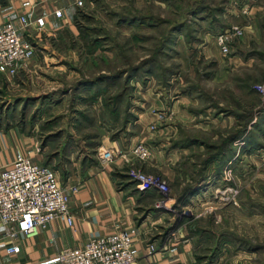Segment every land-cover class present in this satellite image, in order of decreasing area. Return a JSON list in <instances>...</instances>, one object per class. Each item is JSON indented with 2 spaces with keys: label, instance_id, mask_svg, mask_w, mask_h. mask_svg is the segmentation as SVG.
Returning a JSON list of instances; mask_svg holds the SVG:
<instances>
[{
  "label": "crops",
  "instance_id": "crops-1",
  "mask_svg": "<svg viewBox=\"0 0 264 264\" xmlns=\"http://www.w3.org/2000/svg\"><path fill=\"white\" fill-rule=\"evenodd\" d=\"M74 1L0 0V25L5 21L14 22L21 37L30 41L35 48L34 57L20 64L17 74L47 68L49 65L62 72L69 61L72 62L70 64H76L81 60L80 48L50 46L48 41H79L77 23L82 25L84 20L78 16L79 13L87 16L84 21H97L99 5H114L117 0H82V7L75 6ZM121 1L119 6L125 7L127 0ZM145 1L148 4L170 6L166 0ZM252 1L230 0L226 11L215 16V19H205L203 15L187 17L186 22L189 23L190 20L196 27L184 25L174 31L165 52L177 48L179 52H194L205 59L213 58L210 66L213 65L214 73L208 80L213 84L223 81L235 67H250L256 62L254 57H242L231 49V45L228 55L220 53L214 40L216 32L213 30L219 26L213 20L220 21L226 27L233 24L230 20L234 17L247 15L254 22L256 18L252 17V13L258 7ZM142 2L143 0L131 1L135 6ZM236 7H243L245 15ZM57 9L62 11L61 17L55 16ZM114 15L120 26H137L134 23L138 21L135 20L136 14L114 11ZM20 17H25L26 22H21ZM38 17H43L45 21L41 28L35 23ZM138 25L144 24L139 20ZM244 28L245 34L249 32L250 35L258 36L259 29L255 24H248ZM179 64L182 66L181 62ZM71 69L78 71L73 66ZM1 76L5 75L0 73ZM175 80L179 81V78L173 77L165 85L156 86L154 79L142 81L132 78L131 84L138 95L133 100L129 94L121 96L120 105L115 110L113 106L104 104L103 95L99 94L91 99L96 83L89 84L85 94L79 93L77 97L89 101L91 115L78 131L72 126L63 128L62 133H58L60 127L55 131L53 128L43 131L44 127L40 129L37 123L28 125L25 120L22 123L4 124L0 121V169L9 165L17 154H22L36 163L53 166L59 184L65 191L69 192L70 187L77 188L76 192L69 193L68 210L72 225L69 226L65 219L56 218L45 226L37 227L33 235L14 241L20 247L18 253L6 252V247L13 241L3 236L0 224V264H59L57 253L60 249L81 247L93 237L108 235L121 229L133 230L132 240L138 251L137 264H264V241L261 238V230L264 229V174L258 175L261 184L259 190H256L258 193H254V198L259 200L258 205H252L253 191L249 184H244L242 191L244 198L248 199L247 203L245 200L234 203L227 190L231 178L223 174V171L225 167L235 168L237 147L232 144L228 146L224 142L223 152L219 153L224 155L211 156L203 164L193 160L196 157L191 152L195 150V141L192 140H197L199 147H203L204 141L200 137L189 136L190 138H186L191 140L189 144L184 141V137L179 138L180 134L186 133L212 134L215 127L235 130L237 118L234 114L223 115L210 111V108L203 113L204 109L200 105L203 98L199 90L193 86L189 88L186 80L179 85ZM8 81L4 85L6 88L13 86ZM28 82L21 81L16 86L27 87ZM65 91L69 90L62 91L66 95ZM161 111L168 115L157 123L156 130L151 131L149 124L155 120L156 113ZM254 127L261 135L256 144L257 150L262 152L264 118ZM216 136L217 134L213 135L214 138ZM140 142L150 151L147 160H139L130 153ZM252 144L250 133L247 142L244 136L243 144L240 145H244L246 153L251 150ZM105 150L112 153V160L107 163L100 159V154ZM130 167L159 174L169 182H174L176 187H182L181 191L185 187L192 191L185 197L184 204L195 207L194 236L181 225L174 227L175 194L170 195L164 206H158L160 193L155 188L139 189L126 174ZM250 178L252 177L245 175L240 180ZM251 216L259 218L255 219L259 226L258 235L252 232ZM150 245L154 250L148 252ZM199 246L205 251L211 248L214 251L211 254L198 253Z\"/></svg>",
  "mask_w": 264,
  "mask_h": 264
},
{
  "label": "rangeland",
  "instance_id": "rangeland-1",
  "mask_svg": "<svg viewBox=\"0 0 264 264\" xmlns=\"http://www.w3.org/2000/svg\"><path fill=\"white\" fill-rule=\"evenodd\" d=\"M131 1L133 2V0H127V5L122 8L119 6L122 2L121 0L114 2V5L100 4L97 9V21L83 20L81 23V32L87 33L86 36H82L86 39L81 38L79 41H66V43H57L51 39L48 41V45L50 46H64L65 49H72L73 47L80 48L79 56L81 60L79 59L76 64H70L72 62L69 61L64 71L59 72L61 70L52 69L49 65L47 68L42 67L32 72H19L18 74L16 72L13 77H8L9 81L5 76H1V123H22V121L25 120L28 125L32 126L34 123H37L40 129L44 127L45 130L43 131L51 128L55 131L54 129L60 127V130L56 131L62 133L63 128L65 129L66 127L72 126L78 131L80 130L79 128L85 125L91 113L89 111V101H84V99L77 97L79 93L85 94L89 84L81 83L76 87L77 81L84 79L95 81L98 75H106L108 77L105 78V82L94 86L95 91H103L104 93L101 95L108 100L110 97L117 95V93L124 88V91L131 95V100H133L138 94L132 86L131 80L129 83L124 82L126 74L128 73L120 77L114 75L119 74L122 69L132 67V65L142 62V59L147 57L151 58L153 56L156 58L154 64H149L135 72L133 80L140 79L142 81H147L148 79H154L156 86L158 84L165 85L166 81L171 78L173 79V77L179 78V81L175 80V83L178 85L186 80L189 82V88L193 86V88H197L202 94L201 96L203 99L200 101V105L204 109L203 113L210 108V111L220 112L223 115L228 113L235 115L237 118L235 130L215 127L212 130V134L199 135L186 133L180 134L179 138L184 137V141L189 142V144L191 140L186 138L193 136L200 137L199 139L204 141L205 144L203 147H199L197 140H192L195 141V150L191 152L194 153V157H196L192 159L203 162V164L206 163L209 157L222 154L219 153L223 152L222 148H224V142H226L227 145L232 144L235 148L237 147L235 168L225 167L226 169L224 168L223 171V174L225 173L226 176L229 175L231 178V182L228 183L229 185L227 186V190L230 193V200L237 204L241 200H245L247 203L248 199L244 198L245 195L242 191L244 190V184H249L253 191L251 192L253 196V198H251L252 205H258L259 200L258 198H254V193H258L256 190H259L261 184L258 175L264 174V161H261L262 159L264 160V150L262 152L257 150L258 144H256V141H260L261 135L256 132L257 130H255L254 125L260 123L264 118V96L259 91H256L254 87L264 85L263 0H253L251 2L258 7H255L252 13V17L255 16L256 18L254 22L251 21V19H253L251 16L244 14L246 11H244L245 9L243 7L241 9H239L240 7L236 8L238 11L242 10L243 15L246 17L236 16L230 20L233 22V24L230 23V25L240 26L244 30L243 35L231 43V49L242 57L245 55L253 56L256 62L250 67H235L234 70L229 71V74L218 84H213L211 81H208L214 73L213 65L210 66L213 58L205 59L203 56L198 55V53L195 54L194 52H191V54H189L188 51L185 53L179 52L177 48H173L174 51L167 50L168 52L164 53L161 43L164 32L166 31V26L154 25L157 23V21H155L157 18H176L169 12L173 9L171 5H178L179 7L186 8L187 4H192L194 0H167L172 2L169 7H165V5L161 6L156 3L148 4L145 0L135 6ZM229 1L230 0H204L201 2L203 7H205L201 15H203L205 19H213L217 15L220 16L226 11ZM114 11L124 12L125 14L151 16L154 19H151L149 22L143 21L144 25L140 26L138 25L139 21L134 22L137 26H133V28L123 27L117 24V17L114 15ZM213 21L215 22L214 24L219 26L213 29L217 34L222 30L225 24L221 25V22L218 20ZM192 24L193 23L189 20L188 27H191ZM248 24H255L259 29L258 36H253V34L250 35L249 32L245 34L244 26H248ZM192 27H196V25H192ZM190 33L189 31V38ZM88 40H91V44L87 43ZM87 51H92V53L88 55ZM180 62L182 66H180V64L178 65ZM72 66L78 68V71L75 72L72 70ZM146 69H149V71H146ZM27 80L29 81L27 87L21 85L16 86L20 84L21 81L25 82ZM7 81L13 83V86L6 88L4 85L5 83L7 85ZM66 89L69 91L65 95L62 91ZM36 94L38 95L37 97ZM250 133L253 144L251 145V150L244 153V145L240 144H243L244 136L247 142ZM214 134H217L216 138L213 137ZM185 145H187V143H185ZM214 146H218L219 148H210ZM226 148L225 152L227 150ZM201 154L203 155L202 157L200 156ZM50 167L53 168V170L55 169L51 165ZM134 169L139 168L134 167ZM141 171L160 178L167 185V193L164 195L160 193L157 199V205L161 206L162 204L160 203L167 201L172 194H175V197H179L182 187H176L174 182H169L159 174L144 170ZM245 175L251 176L252 178L241 181L240 179ZM194 208L193 206L178 202L174 205L175 214H173L176 217L174 227L181 225L188 229V232L193 236L196 233ZM251 219L252 232L258 235L259 226L256 225L257 222L255 219L259 218L251 216ZM261 235L264 241V229L261 230ZM241 246L245 247L243 245ZM213 251L214 248L205 251L199 246L197 252L211 254Z\"/></svg>",
  "mask_w": 264,
  "mask_h": 264
},
{
  "label": "built area",
  "instance_id": "built-area-1",
  "mask_svg": "<svg viewBox=\"0 0 264 264\" xmlns=\"http://www.w3.org/2000/svg\"><path fill=\"white\" fill-rule=\"evenodd\" d=\"M75 6L82 7V0H75ZM55 16L61 17L62 11L55 10ZM26 22L25 17H20ZM36 25L44 26V18L35 19ZM243 35V28L229 25L214 35V40L223 56L230 52L231 43ZM35 55L32 43L21 37L18 27L12 21L0 25V73L13 77L18 66ZM264 96V85L255 86ZM168 115V114H167ZM163 111L156 113L155 120L148 128L157 129V123L167 116ZM131 155L139 160L150 157L148 147L140 142L135 145ZM103 163L112 160V153L105 150L100 154ZM129 162V160H126ZM230 171V170H228ZM127 176L139 189L155 188L161 194L167 193V185L160 178L130 167ZM226 179V178H225ZM77 191L70 187L65 191L57 179L56 172L49 165L39 164L29 157L17 154L13 161L0 169V224L3 236L13 243L6 247L8 254L18 253L20 247L14 241L29 237L37 227L45 226L56 218L65 219L69 226L72 217L68 210L69 193ZM162 202L161 206L165 205ZM159 206V205H158ZM132 229H121L108 235L93 237L81 247H64L57 253L59 264H137V248L132 240ZM148 252L154 250L150 245Z\"/></svg>",
  "mask_w": 264,
  "mask_h": 264
},
{
  "label": "trees",
  "instance_id": "trees-1",
  "mask_svg": "<svg viewBox=\"0 0 264 264\" xmlns=\"http://www.w3.org/2000/svg\"><path fill=\"white\" fill-rule=\"evenodd\" d=\"M167 1V0H166ZM178 1V0H177ZM204 0H194L192 2V4L188 5L187 4V7L186 8H183V7H179L178 5L176 6H173L171 5L172 2L170 1H167L170 3V5L173 7L172 10H170L169 12L174 15L176 18H157L155 21H157V23H155L154 25H159V26H166L165 29L166 31L164 32V37L162 39V47H163V50H164V53H165V47L167 46V44L170 42L171 40V36H172V33L174 31H177L179 30L180 27L184 26V25H187L188 26V23L186 22V19L187 17L189 16H195V15H201V13L203 12V9L205 7H203V5L201 4V2H203ZM78 16H81L84 20L87 19L86 15H82V13L80 12ZM140 20V22H143V21H147L149 22L151 19H154L152 18L151 16H145V15H139L137 14V17H135V20ZM77 27L79 28V31H80V38L79 39H86L85 37L83 36H86L87 33H82L81 32V28H82V25H80L79 23H77ZM164 29V30H165ZM224 28H222L223 30ZM221 30V31H222ZM83 35V36H82ZM93 41V40H92ZM88 44H91V40H88L87 41ZM91 48V47H90ZM92 51H87V54H91ZM155 57H147L145 59H142V62L136 64V65H132V67H128V68H125V69H122L120 70L119 74L117 75H114L116 77H120L122 75H125V73H128L126 74V78L124 79L125 81L124 82H128L134 78L135 76V72L139 71L140 69H142L143 67L145 66H148L149 64H154L155 62ZM146 71H149V69H146ZM98 75V74H97ZM96 75V76H97ZM113 76V78H114ZM108 76L106 75H98L96 77V80L95 81H92V80H89V79H84V80H78L77 81V85L76 87L81 84V83H86V84H91V83H96L94 86H96L97 84H100L102 82H105V78H107ZM85 78H90V77H85ZM101 81V82H99ZM89 86V85H88ZM72 90V89H71ZM65 93H68V91H65ZM102 93H104L103 91L101 90H94V92L92 93L91 95V99H94V97H96L97 95H101ZM128 93L124 91V88L119 92L117 93V95H114L112 97H110V99H106L103 98V101H104V104L107 106V105H110V106H113L114 110L117 109L120 105V97L121 96H126ZM249 114V113H248ZM250 116V115H248ZM190 192H192L188 187H185L179 194V197H176V202L175 203H184L185 201V197H187L188 194H190Z\"/></svg>",
  "mask_w": 264,
  "mask_h": 264
}]
</instances>
